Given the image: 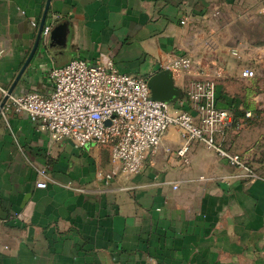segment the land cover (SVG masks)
Segmentation results:
<instances>
[{
  "label": "crops",
  "instance_id": "crops-1",
  "mask_svg": "<svg viewBox=\"0 0 264 264\" xmlns=\"http://www.w3.org/2000/svg\"><path fill=\"white\" fill-rule=\"evenodd\" d=\"M46 3L0 0L2 89L29 57ZM44 26L49 36H41L12 94H50L49 72L77 58L109 57L120 73L148 80L189 56L190 74L169 70L181 95L172 104L195 117L187 92L196 81L213 80L216 106L230 111L240 99L225 88L243 67L264 81V0H50ZM260 98L250 118L264 109ZM2 112L0 264H264V180L234 178L197 142L185 167L177 128L140 173L125 178L108 148L54 142L25 116ZM245 121L222 140L250 160L264 137ZM255 166L264 174V163ZM42 168L47 186L39 189Z\"/></svg>",
  "mask_w": 264,
  "mask_h": 264
},
{
  "label": "built area",
  "instance_id": "built-area-1",
  "mask_svg": "<svg viewBox=\"0 0 264 264\" xmlns=\"http://www.w3.org/2000/svg\"><path fill=\"white\" fill-rule=\"evenodd\" d=\"M32 26L37 28L38 24L32 23ZM50 31V26H44L41 36L48 37ZM193 67L192 58L181 55L168 69L182 75L190 74ZM255 76L249 67H243L239 73L243 80ZM49 79L50 94L11 93L1 113L11 110L25 116L54 142L68 141L76 149L90 144L108 148L111 162L119 165L125 178L143 170L147 159L160 146L162 136L170 127H175L182 141L176 156L185 167L190 164L191 143L197 142L225 160L235 170L234 178L245 183L264 180L245 159L223 146L222 139L233 124V114L216 106L215 85L211 79L196 81L187 92L196 117L173 104L152 100L148 80L120 73L109 57L94 62L73 59L52 69ZM6 95L7 90L0 87V103ZM38 172L42 181L36 187L44 189L46 171L42 168Z\"/></svg>",
  "mask_w": 264,
  "mask_h": 264
},
{
  "label": "rangeland",
  "instance_id": "rangeland-1",
  "mask_svg": "<svg viewBox=\"0 0 264 264\" xmlns=\"http://www.w3.org/2000/svg\"><path fill=\"white\" fill-rule=\"evenodd\" d=\"M225 89L229 90L231 97L236 96V97L241 98L243 101L242 105H245L247 109L251 110V108L254 107V104H256L255 98L259 96L261 97L259 99L260 104H264V81H262L258 77L250 81L243 80V79H235V80L233 79ZM254 114L256 118L253 117V118L247 119L245 122L248 123L247 126H250V122L254 120V122L251 124H254L255 127H258L256 134L258 135L260 139L262 136L264 137V109L254 110ZM261 141H264V138ZM260 145L261 146H259V151H257L258 155H256V158L252 159L250 157L249 158L250 160H246V162L248 163L249 166H251L259 174L262 175L263 172L262 170H260L262 168L261 167L256 168L255 166L256 164L263 165L264 163V143L263 144L261 143Z\"/></svg>",
  "mask_w": 264,
  "mask_h": 264
},
{
  "label": "water",
  "instance_id": "water-1",
  "mask_svg": "<svg viewBox=\"0 0 264 264\" xmlns=\"http://www.w3.org/2000/svg\"><path fill=\"white\" fill-rule=\"evenodd\" d=\"M49 1L50 0H47L43 16H42L40 25L38 27L35 44L31 50L29 57L27 58L26 62L24 63V65L20 69L14 83L12 84L10 89L7 91V95L4 97V99L0 103V113H1V110L7 101L8 95H10L13 92V89H14L16 83L20 79L22 73L24 72L25 68L29 64L31 58L33 57V55H34V53H35V51L39 45L42 29H43V26L45 23V18H46L48 6H49ZM55 32H56L55 30L52 31L51 38L55 35ZM147 84H148V87H149L150 92H151V98L154 101L166 102V103L172 104L178 98L181 97V95L179 94V90L176 87H174L172 72L169 70H163V71H160L159 73L153 75L152 77H150L148 79Z\"/></svg>",
  "mask_w": 264,
  "mask_h": 264
},
{
  "label": "trees",
  "instance_id": "trees-1",
  "mask_svg": "<svg viewBox=\"0 0 264 264\" xmlns=\"http://www.w3.org/2000/svg\"><path fill=\"white\" fill-rule=\"evenodd\" d=\"M254 79V78H253ZM253 79H249L248 81L250 80H253ZM219 99V98H218ZM240 99V106L241 108L239 107H236L235 109H233L231 112L233 114V125H236V123L238 122V120L240 119H243V120H247L249 119L250 117H246V113L249 111L250 112V109H247V107L245 105H242L243 104V101L241 98ZM252 109V108H251ZM244 111V112H242Z\"/></svg>",
  "mask_w": 264,
  "mask_h": 264
}]
</instances>
